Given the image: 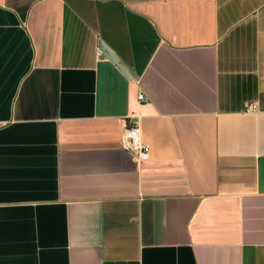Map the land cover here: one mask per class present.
Masks as SVG:
<instances>
[{"label":"crops","instance_id":"obj_1","mask_svg":"<svg viewBox=\"0 0 264 264\" xmlns=\"http://www.w3.org/2000/svg\"><path fill=\"white\" fill-rule=\"evenodd\" d=\"M0 264H264V0H0Z\"/></svg>","mask_w":264,"mask_h":264},{"label":"built area","instance_id":"obj_2","mask_svg":"<svg viewBox=\"0 0 264 264\" xmlns=\"http://www.w3.org/2000/svg\"><path fill=\"white\" fill-rule=\"evenodd\" d=\"M138 98L141 101L145 100V97L142 94H139ZM256 109L257 107L253 105L249 110ZM121 146L123 150L129 152L138 163H143L149 160L151 146L142 139L139 117L124 128L121 136Z\"/></svg>","mask_w":264,"mask_h":264},{"label":"water","instance_id":"obj_3","mask_svg":"<svg viewBox=\"0 0 264 264\" xmlns=\"http://www.w3.org/2000/svg\"><path fill=\"white\" fill-rule=\"evenodd\" d=\"M99 48L101 52L113 63L115 64L118 69L126 76L128 77V73L125 69V67L122 65L120 60L117 58V56L103 43L99 44Z\"/></svg>","mask_w":264,"mask_h":264}]
</instances>
